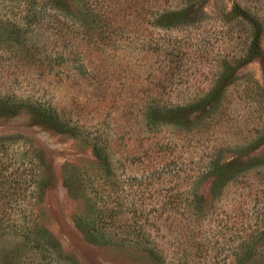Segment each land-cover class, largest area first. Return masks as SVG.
<instances>
[{
    "label": "rangeland",
    "instance_id": "rangeland-1",
    "mask_svg": "<svg viewBox=\"0 0 264 264\" xmlns=\"http://www.w3.org/2000/svg\"><path fill=\"white\" fill-rule=\"evenodd\" d=\"M42 3L0 0V93L23 104L0 116V264H153L130 225L164 264H264V0ZM215 162L238 173L212 194Z\"/></svg>",
    "mask_w": 264,
    "mask_h": 264
},
{
    "label": "trees",
    "instance_id": "trees-1",
    "mask_svg": "<svg viewBox=\"0 0 264 264\" xmlns=\"http://www.w3.org/2000/svg\"><path fill=\"white\" fill-rule=\"evenodd\" d=\"M30 2V1H28ZM42 6H46L45 10H54L55 12H59L60 14L73 19L74 16L73 14L70 15V10L66 7V3L65 0H42ZM32 3H35L34 1ZM30 3L29 9L31 10L30 13H28L27 15H24V17H22V21L24 20V24L19 25L18 23H16V21H14V23H12V29L10 30H6L8 33V37L11 41L17 42L19 40V38L22 36V34H25L28 32V30L31 28V26L33 25V19H35L37 16L36 14H38L39 12H41V10H35V12H32V6ZM92 10H89V8H85V12L87 13H92ZM52 14V12H50ZM183 13H172V14H168L166 15V17L163 16H159L158 20L155 21V25H160L163 27H169L172 25H176V24H182L183 23ZM59 17V16H58ZM180 17L181 19L176 21V18ZM33 28V27H32ZM1 45V43H0ZM4 50L0 49V53H2ZM47 57L43 58V60H46ZM23 104L19 103L17 101L14 100V98H12L11 94H5L2 95L0 93V116L2 117H14L16 116L19 111L21 112L20 108H22ZM35 109V107H32ZM38 109V108H37ZM187 109V108H186ZM181 109L182 111H187V110ZM42 112H40V111ZM37 111L43 115L46 118L49 119H56V115H54L55 113L52 114V111L48 110V109H38ZM54 116V117H53ZM6 144H4L3 142H0V173L2 172V170L4 169V163L2 161V159L5 158V154H4V150L3 148H5ZM32 163L35 164V166L38 169V160L35 159V157H33L32 159ZM32 164V165H33ZM231 164L229 163H224V164H219V163H212L211 164V169H209V175L212 176V182H211V188L210 191L212 194H215L217 192H219L220 187L222 186L223 182H225L227 179H230L232 177H234L235 175H237L238 171H234V168L230 169ZM39 166H41L40 162H39ZM170 174H175L178 172V169H175L174 167H170L169 169ZM180 171V170H179ZM38 175L41 173L39 172V170L37 171ZM208 174V172H207ZM36 177V176H35ZM42 175H39L38 179L36 180V188L39 193L41 192V190L43 189V181H42ZM3 182L0 178V189L3 187L2 186ZM147 186H150L147 184ZM12 193L10 194L13 197H16L17 195L20 194V192H22L21 190H19V187L17 188H12ZM197 198L196 200L192 201V204L190 205V214L192 218H199L201 212L203 211V208H201V202H197ZM197 204V205H194ZM2 207H11L12 204H1ZM10 210V208H7ZM86 227L88 228V230L90 231H94L93 229H99V226L96 225V223H94L93 221H87L85 222ZM1 225V223H0ZM96 225V226H95ZM98 226V227H97ZM140 228L141 226L138 228L131 226L130 225V229L132 231V234H134L135 236H133V240L130 243H134L135 247L137 249H139L141 252H147L149 259H151V261L153 262V264H164V258H163V253L158 251V249L156 248L155 244L153 243V239H149L146 238L143 234L140 233ZM20 231L22 232V235L26 236V234L29 233L30 229H26L24 227L20 228ZM97 231V230H96ZM140 233V236H139ZM225 257L227 258L228 255H225ZM234 259H237L238 263H239V259L237 258L236 255H234ZM237 262L235 264H238ZM176 264H180V262H176ZM185 264V263H183ZM204 264V263H203ZM240 264V263H239Z\"/></svg>",
    "mask_w": 264,
    "mask_h": 264
}]
</instances>
